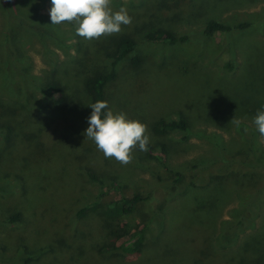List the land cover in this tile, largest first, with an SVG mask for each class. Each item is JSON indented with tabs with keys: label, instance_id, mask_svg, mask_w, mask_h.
<instances>
[{
	"label": "rangeland",
	"instance_id": "obj_1",
	"mask_svg": "<svg viewBox=\"0 0 264 264\" xmlns=\"http://www.w3.org/2000/svg\"><path fill=\"white\" fill-rule=\"evenodd\" d=\"M5 2L0 264H264V192L238 224L248 192L264 186V136L253 122L264 109V0H112L113 10L127 8L131 24L91 41L74 23L51 24V0H9L10 15ZM211 19L247 26L206 37ZM155 28L188 40L146 41ZM123 36L137 44L116 63L105 101L150 135L149 150H134L128 165L105 158L85 135L92 111L85 80L111 69ZM51 81L59 97L40 91ZM181 118L184 130L154 131L159 120ZM134 194L144 200L130 214L102 213ZM15 213L19 219L9 221ZM123 223L148 224L137 255L102 248L116 242Z\"/></svg>",
	"mask_w": 264,
	"mask_h": 264
},
{
	"label": "clouds",
	"instance_id": "obj_2",
	"mask_svg": "<svg viewBox=\"0 0 264 264\" xmlns=\"http://www.w3.org/2000/svg\"><path fill=\"white\" fill-rule=\"evenodd\" d=\"M51 5V24L74 23L76 34L89 41L118 34L122 26L132 22L126 7L113 10L112 0H51ZM89 106L92 111L85 135L95 142L105 158L128 165L134 158V150H149L150 135L145 123L129 118L122 111L114 112L105 100H97ZM253 122L264 136V109L257 111Z\"/></svg>",
	"mask_w": 264,
	"mask_h": 264
},
{
	"label": "trees",
	"instance_id": "obj_3",
	"mask_svg": "<svg viewBox=\"0 0 264 264\" xmlns=\"http://www.w3.org/2000/svg\"><path fill=\"white\" fill-rule=\"evenodd\" d=\"M9 0H6V12L10 15V4L8 2ZM247 26V23H239L234 26L224 24L220 21L211 19L207 21L205 28L203 30V34L208 37L211 36L215 32H223L228 33L232 29H241ZM33 31L39 32L41 30V26H38L37 28L35 26H31ZM144 39L148 42L152 43H164L169 46H177L180 43H183L188 40V37L186 35H176L173 32L163 29V28H155L151 29L144 34ZM136 41L133 40L130 37L123 36L118 39L116 43V51L113 53L114 59L112 61V67L111 69L106 73H99L96 75H93L91 77H88L85 80V88L87 92L90 95L91 103H95L97 100H105V86L108 82H110L112 79H114L116 75L115 71V65L118 61H120L123 57H125L136 45ZM225 49L229 50V46H224ZM133 64L137 65L139 62L138 57H134L132 59ZM224 67L228 70H231L233 68V65L231 61H226L224 63ZM30 83V81H29ZM40 91L48 95L50 97H59L61 94V88L56 81L47 82L45 85L40 87ZM107 111V109L105 110ZM187 128V122L183 118L179 120H172L169 122H166L164 120H159L155 126L154 131L158 134L166 133L167 131L173 130V129H186ZM86 173L88 177L96 182H99L98 177L89 169L86 170ZM181 173L176 172V179L177 181L180 179ZM175 179V181H176ZM101 184V182H99ZM251 188V187H250ZM101 187L99 197L103 195L105 190ZM257 193H252V191L248 192L247 201L243 205L240 215V220H238V224L242 223V219H247L248 215H250L252 209L254 206L257 205V198L259 197L260 192H264V186H260L255 189ZM144 200V197H142L139 194H134L132 197H125L120 196L117 201H115L111 206L104 209V212H102L107 217L111 218H121L122 216L130 214L134 208ZM84 209L80 210V214H84ZM9 221L13 222L15 220L19 219V214L15 213L12 214L9 218ZM119 227L118 231L115 233V238L117 239L115 243L112 244H106L102 248L105 251L114 252L118 251L121 253H124L126 255H137L139 253L145 239V231L148 227V224L143 225H136V226H130L128 223H123L122 226ZM30 257L27 256V258L23 260H29Z\"/></svg>",
	"mask_w": 264,
	"mask_h": 264
}]
</instances>
